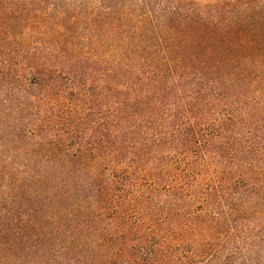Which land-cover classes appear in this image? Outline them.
<instances>
[{"label": "trees", "instance_id": "1", "mask_svg": "<svg viewBox=\"0 0 264 264\" xmlns=\"http://www.w3.org/2000/svg\"><path fill=\"white\" fill-rule=\"evenodd\" d=\"M0 264H264V0H0Z\"/></svg>", "mask_w": 264, "mask_h": 264}]
</instances>
